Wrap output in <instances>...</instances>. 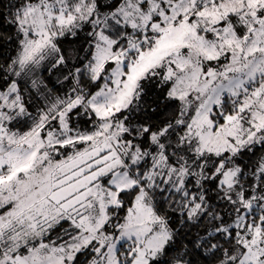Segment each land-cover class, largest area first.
<instances>
[{
    "label": "snow or ice",
    "instance_id": "1",
    "mask_svg": "<svg viewBox=\"0 0 264 264\" xmlns=\"http://www.w3.org/2000/svg\"><path fill=\"white\" fill-rule=\"evenodd\" d=\"M0 264H264V0H0Z\"/></svg>",
    "mask_w": 264,
    "mask_h": 264
}]
</instances>
